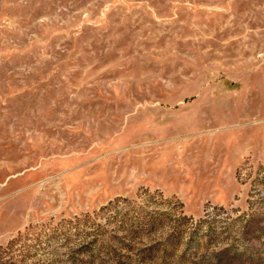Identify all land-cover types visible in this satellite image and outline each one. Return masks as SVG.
<instances>
[{
    "label": "rangeland",
    "instance_id": "374dc122",
    "mask_svg": "<svg viewBox=\"0 0 264 264\" xmlns=\"http://www.w3.org/2000/svg\"><path fill=\"white\" fill-rule=\"evenodd\" d=\"M0 264H264V0H0Z\"/></svg>",
    "mask_w": 264,
    "mask_h": 264
}]
</instances>
